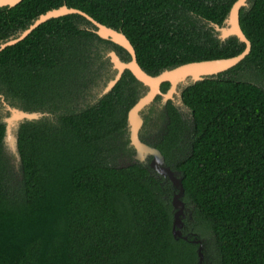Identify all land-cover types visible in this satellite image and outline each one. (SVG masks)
Here are the masks:
<instances>
[{
	"label": "trees",
	"instance_id": "16d2710c",
	"mask_svg": "<svg viewBox=\"0 0 264 264\" xmlns=\"http://www.w3.org/2000/svg\"><path fill=\"white\" fill-rule=\"evenodd\" d=\"M234 1L21 0L0 8V42L66 4L120 29L155 75L239 54L243 43L219 40L208 26L221 24ZM239 20L250 52L182 90L192 116L188 154L176 155L187 127L172 104L157 143L181 173L182 231L203 239L204 264H264V0H249ZM90 26L79 14L51 18L0 51L5 100L48 113L19 125L20 174L3 150L0 121V264H198V245L172 235L171 182L142 162L110 163L145 87L125 70L89 104L114 73L106 52L129 59Z\"/></svg>",
	"mask_w": 264,
	"mask_h": 264
},
{
	"label": "water",
	"instance_id": "95a60500",
	"mask_svg": "<svg viewBox=\"0 0 264 264\" xmlns=\"http://www.w3.org/2000/svg\"><path fill=\"white\" fill-rule=\"evenodd\" d=\"M21 0H0L1 7H12L18 4ZM249 0H235L231 5L227 16L221 24L208 22V25L213 28L214 35L219 40H225L229 37H236L240 43H243L244 49L234 56L226 58L206 59L199 61H192L179 64L177 66L166 68L155 75L147 73L137 62L136 52L127 36L120 30L107 26L88 13L75 7H69L62 4L58 7L51 8L44 13L39 14L33 19L30 24L17 32L16 35L10 36L6 40L0 42V51L7 46L16 44L23 40L35 28L51 18H57L69 14H79L83 16L90 23V30L96 33L100 38L110 40L112 43L121 46L129 55L128 60L122 59L118 53L109 49L105 56L108 57L114 71L112 77L108 79L106 84L98 90L99 97L107 94L112 90L116 83L120 80L123 72L129 70L132 75L146 87V91L141 94L137 101L130 107L127 112V128L129 132L130 144L135 150V158L139 161H145L148 156L151 157L148 165L149 168L158 175L163 176L171 182L173 195L171 199L172 204V235L174 238H183L198 244V264H202V244L200 238L194 232L183 233V218L185 216V203L183 201L184 187L182 184V176L178 170H175L165 163V158L159 149L149 146L139 138V129L142 125V118L140 111L150 104L158 95L162 96L163 101L166 102L173 94L177 93L179 84L188 86L197 81L206 78L214 77L217 74L224 72L236 64H238L251 50V42L244 34L240 26L239 14L241 8H247ZM165 82L169 83V88L163 92L161 85ZM184 87V88H185ZM182 100L181 93L179 94ZM0 103L2 105V119L0 121L4 124V135L2 138L3 150L9 155L11 164L20 166L21 157L18 151V128L21 122L25 120H36L48 113L40 111H28L22 108L12 106L7 102L4 96L0 93ZM190 239V237H192Z\"/></svg>",
	"mask_w": 264,
	"mask_h": 264
},
{
	"label": "rangeland",
	"instance_id": "374dc122",
	"mask_svg": "<svg viewBox=\"0 0 264 264\" xmlns=\"http://www.w3.org/2000/svg\"><path fill=\"white\" fill-rule=\"evenodd\" d=\"M202 22L204 23V21L202 20ZM209 26V25H208ZM209 27H211V26H209ZM258 76H254L253 77V79L255 80V81H257L258 80ZM184 84L185 83H183V84H179V86H178V88H177V93H175V99L178 101V104H176V106H177V110H178V112L180 113V115H181V117H182V119L185 121V124H186V127H187V130H186V133H185V135H184V137L182 138V140H181V142H180V144H179V146H178V148H177V150H176V155H177V158L178 159H180V158H182V157H184V156H186V154H188V152H189V131H190V128L192 127V116H191V113H190V110H189V108H187L181 101H179V90L180 89H182L183 87H184ZM146 91V87L144 88V90H143V92L141 93V94H143L144 92ZM97 96V98L99 97V94H97L96 95ZM174 97V96H173ZM96 100V98H93V99H91L90 101H89V104L90 103H92V102H94ZM164 102L163 101V98H162V96L160 97V96H156L155 98H154V100L150 103V104H148L147 106H145L141 111H140V116H141V118H142V120H143V122H142V125H141V127H140V129H139V132L141 133V131L144 129L143 127H144V125L145 124H148L147 122V120H150L152 123H154L153 122V118H152V116H150V119H149V117L146 115L145 116V114H146V112H148V110L149 111H151L153 108V106L154 105H156L158 102ZM163 104V103H162ZM173 104H175V102H173ZM175 106V105H174ZM1 119H2V117H1ZM147 121V122H146ZM143 126V127H142ZM141 130V131H140ZM138 132V133H139ZM140 136V135H139ZM140 139H141V137H139ZM142 140V139H141ZM120 141L121 142H123L124 143V145H123V147L121 148V150H119L118 152H116V153H114L113 154V157L111 158V160H110V163L111 164H114V165H116L117 167H122V166H127V165H130V164H133V163H138V162H142V163H144L146 166H148L149 167V165H148V163H149V161H150V157H147L146 158V160L145 161H139V160H137L136 158H135V150H134V148H133V146L130 144V140H129V132H128V128L126 127V131H125V133L121 136V138H120ZM11 159H12V157H11ZM13 168H14V170H15V172L16 173H19L20 174V166H15L14 164H13ZM155 172V171H154ZM157 173V172H156ZM185 211V216L187 217V216H189V211H187L186 209L184 210ZM192 232H194V231H192ZM194 233H196L197 235H198V233L197 232H194ZM200 240H201V244H202V248H203V239L200 237ZM198 245V244H197ZM202 251V250H201ZM203 261H204V257H203V259H202V264H204L203 263Z\"/></svg>",
	"mask_w": 264,
	"mask_h": 264
},
{
	"label": "flooded vegetation",
	"instance_id": "af4514ba",
	"mask_svg": "<svg viewBox=\"0 0 264 264\" xmlns=\"http://www.w3.org/2000/svg\"><path fill=\"white\" fill-rule=\"evenodd\" d=\"M184 87L179 90V94L182 93V90L184 89ZM168 88H169V83L167 87L165 88V90H162V89L161 90L165 92ZM97 94H98V90L95 91V98H97L96 96ZM173 96L174 97L169 98L166 102H162L163 104L159 101L156 105L152 107L153 109L151 111L148 110V112H146L145 116L147 115L149 119H150V116H152L154 123H152L150 120H147L148 122L147 121L146 122L148 124H145L144 127L142 126L144 129L142 131L140 130L141 133L139 132V135H140L139 137H141L142 141L146 143L147 145L157 148V143L161 141L162 137L166 133L167 125L170 120L169 115H168V105L172 104L173 106L175 105L174 106L175 108H177L176 104H178V101L175 99V94H173ZM178 98H179V101L182 102L180 97ZM173 102H175V104H173ZM159 151L163 153L161 150ZM162 155L165 158V163H167L168 165L174 164V160H172V157H173L172 155L169 158H166L164 154Z\"/></svg>",
	"mask_w": 264,
	"mask_h": 264
}]
</instances>
